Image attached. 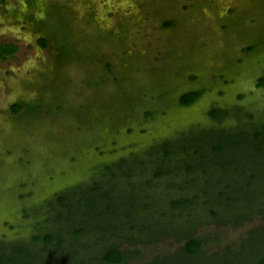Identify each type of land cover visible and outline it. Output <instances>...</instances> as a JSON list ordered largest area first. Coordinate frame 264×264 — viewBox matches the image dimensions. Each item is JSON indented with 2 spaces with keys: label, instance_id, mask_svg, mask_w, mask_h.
Returning a JSON list of instances; mask_svg holds the SVG:
<instances>
[{
  "label": "rangeland",
  "instance_id": "rangeland-1",
  "mask_svg": "<svg viewBox=\"0 0 264 264\" xmlns=\"http://www.w3.org/2000/svg\"><path fill=\"white\" fill-rule=\"evenodd\" d=\"M0 52V255L264 264V0H0Z\"/></svg>",
  "mask_w": 264,
  "mask_h": 264
},
{
  "label": "trees",
  "instance_id": "trees-1",
  "mask_svg": "<svg viewBox=\"0 0 264 264\" xmlns=\"http://www.w3.org/2000/svg\"><path fill=\"white\" fill-rule=\"evenodd\" d=\"M40 43L43 46H47V39L45 38H41L40 39ZM13 48L12 44H9L6 46L5 48V52L9 53L11 51V49ZM0 56H2V52H0ZM259 85L263 86L264 85V76L261 77L260 81H259ZM200 95V93L198 91H193L190 92L187 95H183L181 98V103L188 105L193 103L198 96ZM21 104H15L13 106V110L14 112H18L21 108ZM214 115H219L216 111L213 112ZM261 134L258 133L257 136L259 137ZM238 144H240V142L237 141ZM218 149L220 150H225L226 147L223 145H220L218 147ZM257 151H261L263 149H261L259 147V150L256 149ZM256 151V152H257ZM65 196H62L61 199H65ZM184 202H186L185 200H176L174 201V205L175 206H180L181 204H183ZM83 231V228H79L76 230L77 233H81ZM40 237L37 236V239H39ZM56 238V234L54 233H48L47 235H45V241L47 243L52 242L53 240H55ZM204 246V241L202 239L196 238V237H192L190 239H188L185 243V249L187 250L189 255H197L201 252L202 248ZM20 249L23 250V248L20 247ZM20 254H18V256L15 257H11V258H7L4 255H0V264H17V263H22L25 259H29L30 262H32L31 259V255H32V250L28 249H24L23 250V255H25L23 258L19 257ZM127 255H128V251L127 250H122L120 248L117 247H111L109 248L104 254H103V259L105 262L107 263H111V264H121L123 262H125L127 260ZM24 259V260H23ZM7 260V261H6ZM30 262H27L30 263Z\"/></svg>",
  "mask_w": 264,
  "mask_h": 264
}]
</instances>
